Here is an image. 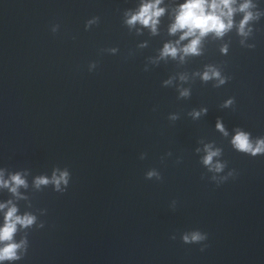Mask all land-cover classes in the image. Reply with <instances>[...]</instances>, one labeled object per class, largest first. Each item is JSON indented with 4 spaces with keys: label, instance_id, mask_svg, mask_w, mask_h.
I'll return each instance as SVG.
<instances>
[{
    "label": "water",
    "instance_id": "95a60500",
    "mask_svg": "<svg viewBox=\"0 0 264 264\" xmlns=\"http://www.w3.org/2000/svg\"><path fill=\"white\" fill-rule=\"evenodd\" d=\"M133 4L0 0V166L31 175L67 166L72 173L65 193L30 189L33 210L48 212L45 228L31 232L22 264H264V156L234 151L215 129L219 116L229 128L264 135V20L255 49L241 47L233 32L228 56L220 55V41L209 40L205 56L185 65L161 61L146 72L147 58L170 37L129 33L121 14ZM96 15L100 23L85 30ZM56 23L60 30L52 33ZM144 39L149 47L137 48ZM117 45V55L101 50ZM92 60L98 66L89 72ZM208 62L232 77L226 85L196 78L189 100L162 86ZM228 96L236 106L221 109ZM202 104L209 113L193 121L187 112ZM170 112L181 118L170 122ZM202 141L223 147L225 172L237 169L235 178L211 181L196 151ZM152 167L162 181L145 178ZM197 227L209 233L203 252L179 239Z\"/></svg>",
    "mask_w": 264,
    "mask_h": 264
},
{
    "label": "clouds",
    "instance_id": "9594fccd",
    "mask_svg": "<svg viewBox=\"0 0 264 264\" xmlns=\"http://www.w3.org/2000/svg\"><path fill=\"white\" fill-rule=\"evenodd\" d=\"M100 19L98 15L88 18L84 24L85 30H91L98 25ZM261 20H264V0H134L133 6L125 8L121 14V22L129 33L143 36L147 32L149 37H156L166 31L170 37L163 41L155 56L147 58L144 64L146 72L152 66H158L161 61L171 60L185 65L190 58L205 56V45L209 40L220 41V55L228 56L232 47L229 37L233 32L239 37L241 47L255 49V34ZM50 30L57 33L60 24H52ZM149 43L148 39L140 40L136 47L148 48ZM101 50L111 55L120 52L118 45ZM97 66V60L90 61L88 71H95ZM196 78L203 84L212 83L214 88H221L232 77L225 74L220 64L208 62L191 73L181 71L170 75L161 83L165 88L174 86L177 99L189 100L193 94L191 82ZM236 103L235 96H228L219 107L233 109ZM208 113L209 107L202 104L191 108L187 116L197 121ZM167 118L170 122H176L181 118V113L170 112ZM215 129L228 138L234 151L249 157L264 156V135L254 136L251 130L242 125L229 128L219 116L216 118ZM201 143L203 147H198L196 151L203 153L201 163L213 173L212 182L219 186L238 175L235 168L225 172L228 165L221 159L224 154L223 147L217 146L215 141ZM171 154L169 151L161 160ZM146 156L147 153H141L140 159ZM145 178L162 181L163 175L160 169L152 167L145 172ZM71 181L72 173L67 166H55L51 174L36 175H31L28 168L12 170L0 166V264H22L29 254L31 232L45 228L46 222L41 217L46 216L48 210L41 207L33 210L30 189L39 192L50 186L57 193H65ZM171 202L172 209L175 210L178 201L173 199ZM170 239L176 240L177 233L173 232ZM179 239L187 245H199L203 252L208 247L209 233L198 227L190 228L180 232Z\"/></svg>",
    "mask_w": 264,
    "mask_h": 264
}]
</instances>
